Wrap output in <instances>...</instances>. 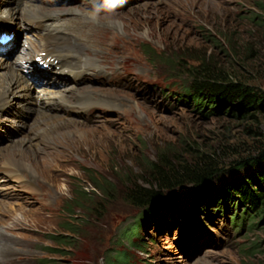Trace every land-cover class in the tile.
Listing matches in <instances>:
<instances>
[{"label": "rangeland", "instance_id": "1", "mask_svg": "<svg viewBox=\"0 0 264 264\" xmlns=\"http://www.w3.org/2000/svg\"><path fill=\"white\" fill-rule=\"evenodd\" d=\"M74 7L83 10L80 2ZM90 9L84 10L114 28L112 40L120 41L123 50L116 63L106 61L107 65L75 91L107 100H98L101 106L76 116L50 111L34 97L36 88L23 75L31 88L32 103L64 117L66 125H60L59 131L53 127L49 136L41 135L40 142L26 146L23 160L30 161L34 173L17 167L18 179L13 168L14 176L0 171V264H49L46 258L60 264H103L113 255L119 233L126 235L140 213L122 192L137 180L149 186L147 164L162 150L190 158L185 153L188 143L209 148L251 140L249 126L264 131L262 114H257L255 121L239 117L227 107L213 109L218 103L207 98L196 103V97L188 95L183 97L185 105L175 102L171 108L164 106L161 102L170 86L158 85L163 77L187 81L176 57L186 55L192 65L205 56L264 90V0H145L107 13ZM130 63H135L136 72L152 76L156 83H145L147 90L141 92L143 83L139 80L120 79V70ZM3 70L1 65L0 81ZM187 85L180 82L178 87L187 94ZM16 95L12 94L11 109L4 107L0 114V120L11 127L0 138V168L16 164L8 160L10 152L19 140L33 134L37 125L35 107L28 99L19 103ZM104 178L117 194L103 211L93 219H86L85 208L78 207L73 214L66 211L80 190H95L93 181L101 183ZM208 198L206 203L215 197ZM227 217L208 215L205 219L198 211L186 216L171 213L139 230L143 254H136L126 239L121 249L134 255L130 264H259L264 258L263 217L252 218L240 232L232 230ZM71 223L81 224L83 235H75L77 246L56 245L52 236H72L63 228ZM250 245L254 247L246 252L244 248ZM50 246L61 253H51Z\"/></svg>", "mask_w": 264, "mask_h": 264}, {"label": "trees", "instance_id": "2", "mask_svg": "<svg viewBox=\"0 0 264 264\" xmlns=\"http://www.w3.org/2000/svg\"><path fill=\"white\" fill-rule=\"evenodd\" d=\"M176 57L177 67L184 70L187 81L164 77L162 80L166 86L177 90L181 104H187L183 97L190 95L193 99L196 97V103L199 98L214 100L218 104L212 105L213 109L227 107L239 117L255 121L257 114L264 116L263 89L247 83L233 72H227L205 56L199 57L195 65L186 60V55ZM180 82L188 83L186 91L189 93L186 94L181 86L178 87ZM248 131L253 136L249 141L222 143L209 148L193 142L187 144L185 151L190 158L164 149L155 160L149 161L146 179L149 186L137 180L122 192L133 206L140 209L136 224L126 235L124 232L119 233L117 242H114L116 247L112 248L113 255L103 264H130L134 255L121 249L123 241L128 239L137 244L136 239L141 238L139 230L146 228L152 220L162 217L164 213H170L172 209L177 211L185 208L189 211L192 206L200 212L216 213L219 216H227L229 211L228 222L234 227L240 226L242 231L259 214L264 219V131L253 126H249ZM93 183L96 189L80 190L71 204L66 206V211L73 214L76 208H85L88 211L86 219H93L98 212L103 211L104 206L116 196V189L105 178L101 183ZM186 186L187 190H183ZM209 196L215 198L211 203H206ZM80 227L79 223L63 226L72 236L54 234L52 240L56 245L76 247L78 237L83 235ZM253 247L250 245L244 250L249 252ZM47 248L51 253H61L56 246ZM47 262L60 264L56 259L46 258ZM259 264H264V258Z\"/></svg>", "mask_w": 264, "mask_h": 264}, {"label": "bare ground", "instance_id": "3", "mask_svg": "<svg viewBox=\"0 0 264 264\" xmlns=\"http://www.w3.org/2000/svg\"><path fill=\"white\" fill-rule=\"evenodd\" d=\"M31 7H33V6H31ZM27 8H30L29 3L26 4V6L23 7L21 9V11L23 12L24 10H27ZM140 13H142V12H140ZM92 17L93 16H91V18ZM24 44H25V42L21 43V46ZM33 50H34L33 45H29V47H27V49H26V54L31 53ZM7 56L11 57L10 54ZM1 57H4V56H1ZM22 59H26V57L17 56L14 59H12V58L6 59L5 57L3 59H0V61H2L1 65L5 69V71L3 70V79L0 81V107L8 108L10 106V109H11L12 94L17 93L16 98H19L18 99L19 103L23 99L25 102H26L25 99H28V100H30L31 105H33L35 107L34 109L37 112V114H36L37 115V125H35V127H36L35 132L33 131L34 133L27 136L25 139H22L21 141L19 140V144L16 147H14L16 149L14 151H11L10 152L11 154H9V156L7 155L8 160H10V162L14 161V163H16V164H10V163H8V164H9V166H12L13 174H16V178H18V179L20 178V174H19L18 170L16 169V167L26 168V169L32 170V171L34 169L33 165H31L29 163L30 162L29 160H26V159H25L26 161L23 160V158H26L25 156H23V154L25 155V153H26L25 151L28 148L26 146H29V147L32 146L33 145L32 141H34V143H35V141L40 142L41 139H43L42 137H40L41 135L47 134L49 136V132H50L49 130L52 129L53 127H54L53 128L54 130L59 131L60 125H62V126L66 125L65 124L66 119L64 117H61V116H58L55 114H51V113H47L46 111L41 109L39 106L37 107V105L33 104L34 102L31 99L32 97L29 96V93L31 92V88L28 86V82L23 77L24 70H23L22 65L20 64V61H22ZM14 89H17V90L13 91ZM69 94L71 96H77V95L84 94V93L79 92V90H77V91L72 90V91H68V92H62V95L60 97L65 98V100H67L69 98L68 97ZM27 95L29 96V98L26 97ZM26 105L29 106V104H26ZM23 108H27V107L24 106ZM55 118H56V121H54ZM71 122H73V121H71ZM43 124H45V126H43ZM75 126L79 127L78 124H75ZM50 136H51V134H50ZM21 151H22V153H21ZM31 151L33 152V149ZM33 173H34V171H33Z\"/></svg>", "mask_w": 264, "mask_h": 264}]
</instances>
